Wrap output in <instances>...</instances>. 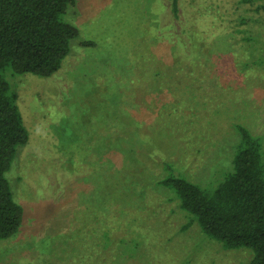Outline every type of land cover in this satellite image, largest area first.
Here are the masks:
<instances>
[{"label":"rangeland","instance_id":"1","mask_svg":"<svg viewBox=\"0 0 264 264\" xmlns=\"http://www.w3.org/2000/svg\"><path fill=\"white\" fill-rule=\"evenodd\" d=\"M178 8L75 0L60 69H5L29 139L6 172L22 221L0 264H250V248L207 237L157 181L213 186L231 170L237 124L264 156V0Z\"/></svg>","mask_w":264,"mask_h":264},{"label":"trees","instance_id":"2","mask_svg":"<svg viewBox=\"0 0 264 264\" xmlns=\"http://www.w3.org/2000/svg\"><path fill=\"white\" fill-rule=\"evenodd\" d=\"M75 0H0V240L15 234L22 221L6 172L29 133L16 95L3 77L7 67L18 74L49 77L60 69L78 29L61 19ZM178 1L169 0L178 17ZM85 45H93L86 41ZM239 140L231 170L216 185H201L171 172L157 181L172 190L180 207L209 238L225 249L248 247L250 264H264V156L262 143L248 128L236 125Z\"/></svg>","mask_w":264,"mask_h":264}]
</instances>
